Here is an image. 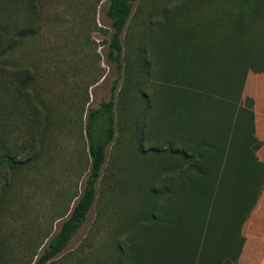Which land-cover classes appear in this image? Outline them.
<instances>
[{
  "label": "rangeland",
  "instance_id": "rangeland-1",
  "mask_svg": "<svg viewBox=\"0 0 264 264\" xmlns=\"http://www.w3.org/2000/svg\"><path fill=\"white\" fill-rule=\"evenodd\" d=\"M231 4L135 0L120 35L118 70L107 58L113 32L107 0H0V264H35L60 229L91 165L88 110L111 97L115 131L94 202L66 247L45 264H125L140 233L157 224L148 218L152 212L158 218L165 208L163 190L173 193L183 175L174 169L168 175L171 157L153 152L167 146L190 152L197 141L189 146L180 130L173 134L165 126L161 108L169 96L167 81H183L191 69L210 84L207 88L224 90L225 30L239 10ZM259 6L263 10L264 2ZM261 15L251 23L257 29L264 27ZM251 63L245 67L249 88L243 87L242 102L256 92L249 76L264 73L252 72ZM208 97L198 96V123L205 121L204 109L215 108ZM190 166L186 170L196 174L197 160ZM223 182L218 179L208 219L225 217ZM183 193L169 205L181 208ZM249 217L264 220V185ZM180 222L173 233L156 229L150 243L143 236L140 260L134 262L132 255L131 264H174ZM250 229L240 264H258L264 254V243L254 241Z\"/></svg>",
  "mask_w": 264,
  "mask_h": 264
},
{
  "label": "trees",
  "instance_id": "trees-1",
  "mask_svg": "<svg viewBox=\"0 0 264 264\" xmlns=\"http://www.w3.org/2000/svg\"><path fill=\"white\" fill-rule=\"evenodd\" d=\"M107 1L108 7L105 15L111 20L113 28L108 42L107 58L120 70L122 54L120 35L135 0ZM231 2V5H237L239 10L237 19L230 22L232 27L228 26L229 30H225V84L221 85L224 90L220 86L214 88L215 91L213 88H207L210 84L199 78L191 69L186 70L183 81H167L169 88L166 89V92L169 93V96L165 98L161 108L164 112L163 116L166 118L164 124L173 134L180 130L185 138L188 137L186 141H182L183 143L193 146V141H197L193 147H189L191 148L190 152L169 146L159 151L155 149L153 152L156 155L171 157L168 164H165V168L168 167V175L170 174L168 170L171 169L181 170L179 173L183 175H181L180 182L174 184L173 193L171 189L163 190V193L168 195L165 200V208H162V213L158 218L153 212L148 218L157 224L140 233V238L128 250L130 254L126 256L125 264H131L132 255L134 262L136 257L140 260L143 247L140 240L143 236L148 237L145 241L150 243L156 229L163 233H173L179 221H182L180 222L181 241L179 254L174 264H236L238 259L236 251L225 247L224 257L221 251H204L203 242L209 220L225 222L233 220L235 225L245 220L258 200L260 190L264 185V163L253 164L249 160V146L259 142L253 133V112L251 110L253 99L245 97L243 102L241 100L248 72V69L245 68L246 63L252 62L251 65L254 66L252 72H264V67L257 68L264 64V27L257 29L252 25L255 21L262 19L261 13L264 12V9L260 10L259 4L264 0H260L258 3L255 0H231ZM172 65L178 66L175 63ZM199 95L212 96L215 103V108H206L200 113L205 118L202 123H198L197 118ZM222 102H225L224 106L220 104ZM216 104L221 105L222 108L220 109L218 106L216 109ZM232 106L233 109L230 112L229 108ZM113 107L114 99L111 97L107 101H102L99 107L88 110L85 132L91 165L82 194L73 205L67 218L62 222L60 229L49 238L47 246L35 264H45L66 247L84 222L94 202L96 183L101 166L105 161V150L114 136ZM222 109L223 111H221ZM220 125H222V129ZM209 126L211 130L206 132L205 129ZM149 152L147 151V153ZM149 159L150 163L152 160ZM196 160L197 173L192 175L186 168L189 166L191 169L190 164L195 163ZM219 178L225 182H223L225 186L222 188L224 194L222 210L225 217L208 219L211 201ZM181 189L184 192L179 197L183 203L182 207L180 208L178 203L174 207L169 205L172 204L174 195L178 198ZM189 216L192 218L188 219ZM216 228L230 231L236 229L227 226H217ZM237 238L234 233H227L225 246L228 239ZM214 241L221 242L222 238ZM239 241L240 243L243 241L241 236ZM149 254V260H151V253L149 252Z\"/></svg>",
  "mask_w": 264,
  "mask_h": 264
},
{
  "label": "crops",
  "instance_id": "crops-1",
  "mask_svg": "<svg viewBox=\"0 0 264 264\" xmlns=\"http://www.w3.org/2000/svg\"><path fill=\"white\" fill-rule=\"evenodd\" d=\"M249 79L254 80L256 85V92L253 98V133L259 141L257 144L249 146V160L253 162V164L264 163V73L256 74L254 76L250 75ZM248 88L249 87L247 81L245 82L244 89L248 90ZM256 206L257 201L251 209L249 216L252 215V212L254 213V211H256ZM249 216L245 220L239 222L237 225L234 224L235 221L233 220H228L226 222L221 220H209L207 229L205 231V240L203 242L204 251H221L223 252L225 257V247H227L226 249L237 252L238 259L236 261V264H240L241 258L243 259V257H245V253L247 251V228H252V230H249V234L255 239L254 241L259 242V244L264 243V220H259L256 218L250 219ZM217 226L234 227L236 229L232 231L225 229L218 230L216 228ZM227 233H234L238 238L233 240L228 239L229 241L225 246V236L227 235ZM240 236L243 239L241 243L239 241ZM218 238H222V241H214ZM241 264H243V262ZM258 264H264V254Z\"/></svg>",
  "mask_w": 264,
  "mask_h": 264
}]
</instances>
